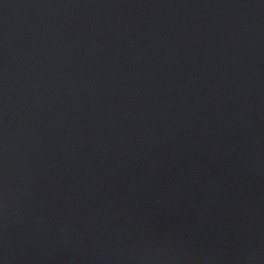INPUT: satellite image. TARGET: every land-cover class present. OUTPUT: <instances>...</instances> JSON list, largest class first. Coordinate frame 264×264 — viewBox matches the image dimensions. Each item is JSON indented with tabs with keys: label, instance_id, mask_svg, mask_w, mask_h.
I'll use <instances>...</instances> for the list:
<instances>
[{
	"label": "water",
	"instance_id": "water-1",
	"mask_svg": "<svg viewBox=\"0 0 264 264\" xmlns=\"http://www.w3.org/2000/svg\"><path fill=\"white\" fill-rule=\"evenodd\" d=\"M0 264H264V0H0Z\"/></svg>",
	"mask_w": 264,
	"mask_h": 264
}]
</instances>
